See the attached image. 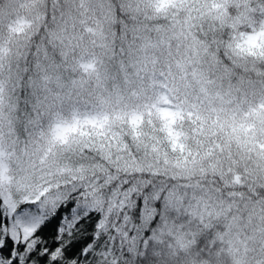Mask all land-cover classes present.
<instances>
[{
	"label": "snow or ice",
	"instance_id": "obj_1",
	"mask_svg": "<svg viewBox=\"0 0 264 264\" xmlns=\"http://www.w3.org/2000/svg\"><path fill=\"white\" fill-rule=\"evenodd\" d=\"M0 264H264V0H0Z\"/></svg>",
	"mask_w": 264,
	"mask_h": 264
}]
</instances>
